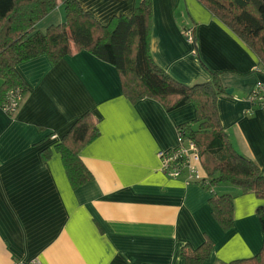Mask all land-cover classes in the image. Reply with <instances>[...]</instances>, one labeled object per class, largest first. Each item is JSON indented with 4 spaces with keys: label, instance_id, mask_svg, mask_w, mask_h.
I'll list each match as a JSON object with an SVG mask.
<instances>
[{
    "label": "crops",
    "instance_id": "1",
    "mask_svg": "<svg viewBox=\"0 0 264 264\" xmlns=\"http://www.w3.org/2000/svg\"><path fill=\"white\" fill-rule=\"evenodd\" d=\"M78 2L106 26L131 16L141 0ZM64 20L59 5L35 31ZM189 28L198 55L183 34ZM150 52L186 85L219 74L232 90L217 100L221 125L233 149L264 171V112L249 101L257 86L264 96V70L248 46L197 0H152ZM15 72L27 95L13 115L0 107V264H185L182 247L197 249L206 237L213 249L203 264L259 252L264 235L256 210L264 200L214 187V194L233 197V227L223 232L211 215V192L161 172L158 154L179 146L177 128L195 119L192 104L171 112L151 99L132 104L115 68L86 51L56 65L40 56ZM85 113L99 130L80 152L93 178L73 190L55 146ZM44 150L51 153L46 161Z\"/></svg>",
    "mask_w": 264,
    "mask_h": 264
},
{
    "label": "trees",
    "instance_id": "2",
    "mask_svg": "<svg viewBox=\"0 0 264 264\" xmlns=\"http://www.w3.org/2000/svg\"><path fill=\"white\" fill-rule=\"evenodd\" d=\"M197 1L248 46L264 70V0ZM59 5L64 9V22L44 32L35 31V25ZM151 19L152 0H141L131 16L114 17L106 26L84 11L78 0H0V107L8 105L11 92L18 94L21 102L27 95L25 84L15 72L18 64L45 56L51 65H56L65 56L81 51L115 68L122 94L132 104L151 99L165 112L192 104L195 119L178 128L198 149L206 176L196 183L211 192L208 200L211 215L221 230L227 232L233 227V197L214 194V187L230 185L243 194L264 200V171L233 149L221 125L217 100L230 95L221 85L218 73L210 72L209 81L186 85L156 64L150 52ZM193 45L198 55L194 39ZM15 111L7 114L13 115ZM98 136L97 121L85 113L55 146L73 190L92 181L80 152ZM50 154L48 150L42 151L41 159L46 161ZM256 214L264 235V206ZM212 249V241L206 237L197 249L184 245L181 256L185 264H203ZM230 264H264V238L255 256Z\"/></svg>",
    "mask_w": 264,
    "mask_h": 264
},
{
    "label": "built area",
    "instance_id": "3",
    "mask_svg": "<svg viewBox=\"0 0 264 264\" xmlns=\"http://www.w3.org/2000/svg\"><path fill=\"white\" fill-rule=\"evenodd\" d=\"M184 36L193 43V29L184 30ZM8 105L3 109L7 112H14L21 102V97L12 92L8 96ZM249 101L253 106L264 112V96L262 88L257 86L249 95ZM179 146L176 149L159 152L161 172L166 176L176 180H183L186 183L201 182L205 177L200 173V161L198 149L192 141L186 138V135L180 128H177ZM16 264V263H13ZM29 264H40L37 260Z\"/></svg>",
    "mask_w": 264,
    "mask_h": 264
},
{
    "label": "water",
    "instance_id": "4",
    "mask_svg": "<svg viewBox=\"0 0 264 264\" xmlns=\"http://www.w3.org/2000/svg\"><path fill=\"white\" fill-rule=\"evenodd\" d=\"M231 93H232V90H231V89H227V90H226V94H227V95H231Z\"/></svg>",
    "mask_w": 264,
    "mask_h": 264
},
{
    "label": "rangeland",
    "instance_id": "5",
    "mask_svg": "<svg viewBox=\"0 0 264 264\" xmlns=\"http://www.w3.org/2000/svg\"><path fill=\"white\" fill-rule=\"evenodd\" d=\"M260 251V250H259Z\"/></svg>",
    "mask_w": 264,
    "mask_h": 264
}]
</instances>
